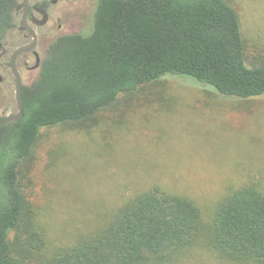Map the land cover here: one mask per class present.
Here are the masks:
<instances>
[{
    "label": "trees",
    "instance_id": "trees-1",
    "mask_svg": "<svg viewBox=\"0 0 264 264\" xmlns=\"http://www.w3.org/2000/svg\"><path fill=\"white\" fill-rule=\"evenodd\" d=\"M18 6L0 0V43ZM91 17L90 33L83 25L51 43L38 77L23 88V117L0 129V264H186L202 254L264 264V191L253 183L222 197L208 223L196 201L154 186L75 245L46 254L29 198L44 128L86 124L166 76L191 77L224 96H264V60L247 66L240 17L228 0H96ZM200 247L207 251L192 252Z\"/></svg>",
    "mask_w": 264,
    "mask_h": 264
},
{
    "label": "rangeland",
    "instance_id": "rangeland-1",
    "mask_svg": "<svg viewBox=\"0 0 264 264\" xmlns=\"http://www.w3.org/2000/svg\"><path fill=\"white\" fill-rule=\"evenodd\" d=\"M228 1L240 17L246 64L256 66L264 60V0ZM91 14L83 32H91ZM38 73L22 71L26 86ZM15 92L11 75L0 84V116L17 112ZM31 161L29 198L47 255L154 186L196 201L208 223L232 189L253 183L264 191V96H224L191 77L166 76L86 124L44 128ZM214 257L193 255L186 264H228Z\"/></svg>",
    "mask_w": 264,
    "mask_h": 264
},
{
    "label": "flooded vegetation",
    "instance_id": "flooded-vegetation-1",
    "mask_svg": "<svg viewBox=\"0 0 264 264\" xmlns=\"http://www.w3.org/2000/svg\"><path fill=\"white\" fill-rule=\"evenodd\" d=\"M96 0H19L17 22L0 43V84L8 86L11 58L20 48H27L16 57V66L26 87L22 71L30 75L40 69L42 54L61 35L78 33ZM17 87V84H16ZM5 89V88H4Z\"/></svg>",
    "mask_w": 264,
    "mask_h": 264
},
{
    "label": "water",
    "instance_id": "water-1",
    "mask_svg": "<svg viewBox=\"0 0 264 264\" xmlns=\"http://www.w3.org/2000/svg\"><path fill=\"white\" fill-rule=\"evenodd\" d=\"M26 49L27 48H20L16 50L11 58V70L16 78V84H17L15 97H16V103H17L18 109L16 113L3 116V118L0 120V129L9 122H15V121L20 120L24 115V106H23V101H22L23 81L17 69L15 60H16L17 55L20 52L25 51Z\"/></svg>",
    "mask_w": 264,
    "mask_h": 264
}]
</instances>
